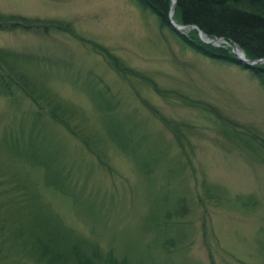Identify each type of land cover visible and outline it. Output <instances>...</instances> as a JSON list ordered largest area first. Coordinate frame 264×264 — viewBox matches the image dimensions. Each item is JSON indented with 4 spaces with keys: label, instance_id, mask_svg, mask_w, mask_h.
I'll return each mask as SVG.
<instances>
[{
    "label": "rangeland",
    "instance_id": "obj_1",
    "mask_svg": "<svg viewBox=\"0 0 264 264\" xmlns=\"http://www.w3.org/2000/svg\"><path fill=\"white\" fill-rule=\"evenodd\" d=\"M0 13L70 22L139 75L67 34L0 30L67 112L65 127L0 94V184L18 200L0 194V220L26 231L11 264H38L40 223L52 256L264 264V88L250 72L199 55L135 0H0Z\"/></svg>",
    "mask_w": 264,
    "mask_h": 264
},
{
    "label": "trees",
    "instance_id": "obj_2",
    "mask_svg": "<svg viewBox=\"0 0 264 264\" xmlns=\"http://www.w3.org/2000/svg\"><path fill=\"white\" fill-rule=\"evenodd\" d=\"M135 1L143 8L149 9L157 17L161 27L173 30L169 17L172 0ZM172 20L178 25L191 28L186 30V35L182 37L176 35L193 51L210 60L235 65L247 70L264 88V64H258L252 69H248L246 66L240 65L236 55L232 52V46H236L250 61L264 59V0H176ZM0 30L6 32L22 30L43 35L52 33L67 34L82 43L90 45L96 53L110 62L117 73L121 75L133 73L139 76L128 67H125L106 47L81 38L70 22L0 13ZM173 32L175 33V31ZM198 32H202L209 40L217 41L218 46L203 42ZM33 62V58L26 56L23 52L17 53L0 49V94L16 99L23 96L36 106L35 111L40 115L45 112L56 123L67 127V123L56 112L62 109V114L65 115L67 113L65 109L58 106L53 98L41 89L40 81L38 83L36 78L32 76L30 70L34 69L29 67V64ZM154 87L158 94L165 97L164 92L155 85ZM166 124L180 143L179 131H175V128L172 129L168 123ZM241 134L239 133V135ZM78 138L81 140L82 145H85L84 148L88 150V153L94 156V152L89 150V143L84 136ZM16 185L17 183L2 188V184H0V189H2L0 194L11 193L13 198L10 200L14 204L18 202L14 196ZM3 206L4 204L0 203V211ZM8 227L9 225L0 220V264H11L16 256L22 253V248L16 240L26 231L24 232L19 226H13L11 229ZM46 228H48L46 223H40L36 229L38 233L36 253L38 264H61L66 258H71V264H124L110 253L101 255L98 250L92 256H86L78 252H75L72 256H52L50 246L53 242H42V234L49 233L44 232ZM13 234L15 238L11 240L10 237ZM8 255L10 256L8 257Z\"/></svg>",
    "mask_w": 264,
    "mask_h": 264
},
{
    "label": "water",
    "instance_id": "obj_3",
    "mask_svg": "<svg viewBox=\"0 0 264 264\" xmlns=\"http://www.w3.org/2000/svg\"><path fill=\"white\" fill-rule=\"evenodd\" d=\"M176 0H172V6H171V10H170V25L171 28L173 29V31H175V33L179 36H184L186 35L185 31L191 28H188L187 26H181L176 24L173 20H172V15L174 13V5H175ZM193 29L195 27H192ZM198 35L200 37V39L210 45L213 46H218V42L215 40H209L202 32H198ZM232 52L236 55L240 65L242 66H246L248 69H252L253 67H255L258 64H264V59H260V60H255V61H250L248 60L244 53L242 51H240L238 48H236L235 46L232 47Z\"/></svg>",
    "mask_w": 264,
    "mask_h": 264
}]
</instances>
